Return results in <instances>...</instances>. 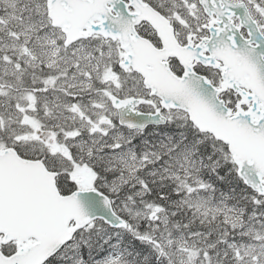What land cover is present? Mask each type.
<instances>
[{"label": "snow or ice", "instance_id": "snow-or-ice-1", "mask_svg": "<svg viewBox=\"0 0 264 264\" xmlns=\"http://www.w3.org/2000/svg\"><path fill=\"white\" fill-rule=\"evenodd\" d=\"M0 264H264V0H0Z\"/></svg>", "mask_w": 264, "mask_h": 264}]
</instances>
